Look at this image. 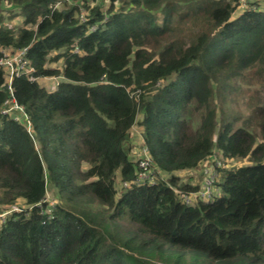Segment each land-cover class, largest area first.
Listing matches in <instances>:
<instances>
[{
    "label": "trees",
    "instance_id": "trees-1",
    "mask_svg": "<svg viewBox=\"0 0 264 264\" xmlns=\"http://www.w3.org/2000/svg\"><path fill=\"white\" fill-rule=\"evenodd\" d=\"M239 2L0 0V57L33 69L12 79L30 132L0 113V264H264V0ZM213 153L250 163L183 203Z\"/></svg>",
    "mask_w": 264,
    "mask_h": 264
},
{
    "label": "built area",
    "instance_id": "built-area-1",
    "mask_svg": "<svg viewBox=\"0 0 264 264\" xmlns=\"http://www.w3.org/2000/svg\"><path fill=\"white\" fill-rule=\"evenodd\" d=\"M239 1L240 5L244 6L246 3L255 0ZM25 51L26 48H20L14 53H10L8 50H1L2 56L0 57V67L6 71V74L4 75V85L9 92V97L6 98L3 106L0 108V113L10 116L16 122L25 124L27 130L30 132L28 115L25 113L23 106L19 105L15 101L12 87V79L14 76H17L19 74H26L28 76H31L33 72L32 67L27 64V60L25 59ZM60 78H62V76H60ZM134 131H136V129L134 130L132 127L131 135H133ZM136 133L139 134V131H136ZM141 150H143V152L139 154V157L133 158V161L137 164L138 168L136 172L137 177L135 182L147 181L149 183H154L157 171L155 173V171L150 168L152 161L145 148ZM215 158L216 157L214 156V154H212L210 159H208L201 168L202 172L205 173L203 185H200V187L194 191H180L181 200L183 203L191 204L196 199H200L205 202H211L214 197H218L220 195L219 188L216 186V181L220 174V170L227 167H225L224 164H222L218 159L216 160ZM122 185L126 186L128 184L124 182L122 183ZM15 210L19 211V209Z\"/></svg>",
    "mask_w": 264,
    "mask_h": 264
},
{
    "label": "rangeland",
    "instance_id": "rangeland-1",
    "mask_svg": "<svg viewBox=\"0 0 264 264\" xmlns=\"http://www.w3.org/2000/svg\"><path fill=\"white\" fill-rule=\"evenodd\" d=\"M239 4H240V2H239ZM241 11H242V7H238L233 14L234 15H238L239 13H241ZM10 21H11L10 22V25L11 26L17 27L18 25H20V19L18 17H14ZM59 78H56V77H53V78L52 77H48V78H38L37 80L42 85L44 84L43 86H45L47 89H50V88H53L57 84V81L59 80ZM137 119H141V115L140 114L138 115ZM136 128H137V124H135L133 126V129L134 130ZM138 136H139V134L136 133V131H134L133 132V137H134L135 140L133 141L134 142V145H133L132 151L130 153L131 154V157H133V158L139 157V154L141 152H143V150H141V149H143V147L141 146L140 142L137 140L138 139L137 138ZM213 154L216 157L215 159L216 160L218 159L227 168H231L232 167L233 169H237L238 167H240L242 165H248L250 163L245 158L244 159L243 158L237 159L235 161H233V160L228 161V160H224L222 157H220L216 153H213ZM197 174H198V176H200V180H199L200 185H203L205 173H203L202 172V169H200L195 174L196 177L198 178ZM180 175L182 176L183 179H186V177L189 176L188 173H183V172L180 173ZM46 199H47V201H48V203L50 205H53V204H55L57 202L56 198L50 192H47ZM102 206H103L102 203L101 202H98V205L97 204L96 205L93 204V207L95 209H92V207L90 206L89 209H84V210H86V212H89V215H88L89 217L95 218L97 220L98 218H101V216H102V214H99V212H101L100 210L103 209ZM16 209H18V208H16ZM0 219H1V216H0ZM98 222H99V220H97V224H98Z\"/></svg>",
    "mask_w": 264,
    "mask_h": 264
},
{
    "label": "crops",
    "instance_id": "crops-1",
    "mask_svg": "<svg viewBox=\"0 0 264 264\" xmlns=\"http://www.w3.org/2000/svg\"><path fill=\"white\" fill-rule=\"evenodd\" d=\"M139 129H140V128H139ZM136 131H139V130H138V128H136ZM131 136H132V139L134 140V137H133V135H131ZM131 151H132V150H131Z\"/></svg>",
    "mask_w": 264,
    "mask_h": 264
}]
</instances>
